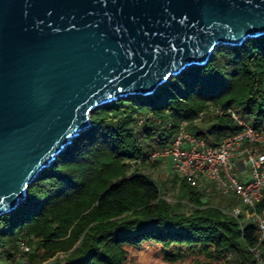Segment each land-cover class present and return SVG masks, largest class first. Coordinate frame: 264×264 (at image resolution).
Instances as JSON below:
<instances>
[{
    "label": "trees",
    "instance_id": "trees-1",
    "mask_svg": "<svg viewBox=\"0 0 264 264\" xmlns=\"http://www.w3.org/2000/svg\"><path fill=\"white\" fill-rule=\"evenodd\" d=\"M211 105L264 128V34L219 45L206 64L185 67L151 94L92 110L91 125L40 170L16 208L0 214V253L14 258L26 242L28 264H131L135 250L160 244L170 263L216 264L231 252L226 264H254L252 219L235 218L177 174V200L170 203L163 183L143 171L148 154L165 144L155 117L171 118L175 127L188 120L211 145L240 130L229 113ZM228 198L227 206L239 203ZM183 202L189 211L181 210Z\"/></svg>",
    "mask_w": 264,
    "mask_h": 264
},
{
    "label": "water",
    "instance_id": "water-1",
    "mask_svg": "<svg viewBox=\"0 0 264 264\" xmlns=\"http://www.w3.org/2000/svg\"><path fill=\"white\" fill-rule=\"evenodd\" d=\"M263 34L264 0H0V214L92 110Z\"/></svg>",
    "mask_w": 264,
    "mask_h": 264
},
{
    "label": "built area",
    "instance_id": "built-area-1",
    "mask_svg": "<svg viewBox=\"0 0 264 264\" xmlns=\"http://www.w3.org/2000/svg\"><path fill=\"white\" fill-rule=\"evenodd\" d=\"M210 108L219 114L229 113L241 126L240 130L226 135L217 145H211L188 128V120L175 127L171 118L155 117L162 132L158 140H165V144L150 152L146 159H169L174 172L207 197L233 196L239 200L240 204L231 206L228 213L239 220L243 216L253 220L257 240L248 247L254 264H264V208L259 207L264 195V128L255 127L232 108L213 105ZM203 115L201 111L196 121ZM144 119L145 116H141L140 120ZM141 160H132L131 167ZM29 249L30 245L21 242L14 258ZM231 257L229 252L216 264H226ZM12 259L6 258L3 264H11Z\"/></svg>",
    "mask_w": 264,
    "mask_h": 264
},
{
    "label": "rangeland",
    "instance_id": "rangeland-1",
    "mask_svg": "<svg viewBox=\"0 0 264 264\" xmlns=\"http://www.w3.org/2000/svg\"><path fill=\"white\" fill-rule=\"evenodd\" d=\"M143 171L148 173L153 179L160 183H163L162 195L170 202L173 203L177 200L178 185L174 182L175 172L170 164L169 159L159 158L154 161L146 163L143 167ZM211 203L222 207L228 212L231 206L239 205L240 203L235 202L231 206H227L229 199L220 195H214L209 197ZM181 210L189 211V204L183 202ZM162 246L160 244H148L144 247L134 251L133 259L131 264H190L189 258L183 261H177L175 263L167 262L162 257ZM31 250L30 249L27 251ZM26 252V251H25ZM59 256H62L60 253ZM8 258L6 254L0 253V264ZM11 264H28L27 257L22 252L18 257L12 259Z\"/></svg>",
    "mask_w": 264,
    "mask_h": 264
}]
</instances>
